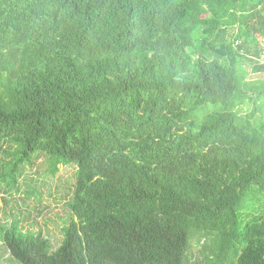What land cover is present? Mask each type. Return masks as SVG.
Returning <instances> with one entry per match:
<instances>
[{"label": "trees", "instance_id": "obj_1", "mask_svg": "<svg viewBox=\"0 0 264 264\" xmlns=\"http://www.w3.org/2000/svg\"><path fill=\"white\" fill-rule=\"evenodd\" d=\"M41 158L69 220L12 214L19 264H264V0H0V192Z\"/></svg>", "mask_w": 264, "mask_h": 264}, {"label": "rangeland", "instance_id": "obj_2", "mask_svg": "<svg viewBox=\"0 0 264 264\" xmlns=\"http://www.w3.org/2000/svg\"><path fill=\"white\" fill-rule=\"evenodd\" d=\"M59 168L53 175L47 161L41 158L33 167H26L17 192L10 193L3 188L0 192V226L11 221L12 214H20L24 216L21 225L25 230L42 232L58 247L63 239L62 227L69 220L68 205L76 171L74 166L60 165ZM260 210H264V206ZM198 250L199 247L195 246L193 252L197 257L194 261L199 257ZM0 264H19L11 258L1 241Z\"/></svg>", "mask_w": 264, "mask_h": 264}]
</instances>
